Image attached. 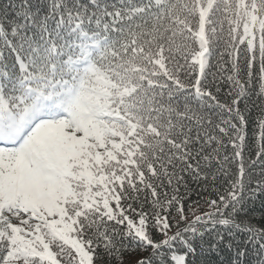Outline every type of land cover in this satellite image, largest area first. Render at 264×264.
I'll use <instances>...</instances> for the list:
<instances>
[{
	"label": "snow or ice",
	"instance_id": "1",
	"mask_svg": "<svg viewBox=\"0 0 264 264\" xmlns=\"http://www.w3.org/2000/svg\"><path fill=\"white\" fill-rule=\"evenodd\" d=\"M0 264H264V0L0 5Z\"/></svg>",
	"mask_w": 264,
	"mask_h": 264
},
{
	"label": "trees",
	"instance_id": "2",
	"mask_svg": "<svg viewBox=\"0 0 264 264\" xmlns=\"http://www.w3.org/2000/svg\"><path fill=\"white\" fill-rule=\"evenodd\" d=\"M6 0H0V5H2L3 3H5ZM256 116V110H253L250 116V127H249V134L251 135L252 132V125H251V121L252 119ZM257 215H259V212L257 213Z\"/></svg>",
	"mask_w": 264,
	"mask_h": 264
}]
</instances>
